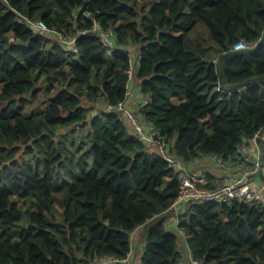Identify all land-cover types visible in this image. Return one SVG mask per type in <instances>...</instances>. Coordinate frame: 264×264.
I'll list each match as a JSON object with an SVG mask.
<instances>
[{
	"label": "trees",
	"instance_id": "trees-1",
	"mask_svg": "<svg viewBox=\"0 0 264 264\" xmlns=\"http://www.w3.org/2000/svg\"><path fill=\"white\" fill-rule=\"evenodd\" d=\"M139 6L0 0V264H185L168 227L179 171L115 108L135 81L150 94L137 113L184 163L217 155L234 170L240 145L264 133V42L251 50L264 0ZM95 21L114 28L111 52L81 34ZM179 207L188 264H264L263 203Z\"/></svg>",
	"mask_w": 264,
	"mask_h": 264
},
{
	"label": "built area",
	"instance_id": "built-area-1",
	"mask_svg": "<svg viewBox=\"0 0 264 264\" xmlns=\"http://www.w3.org/2000/svg\"><path fill=\"white\" fill-rule=\"evenodd\" d=\"M32 24L36 28L43 30L49 29L43 21L32 22ZM77 34L78 33L74 34L68 39H64L65 42L73 44L75 40H77ZM81 34L100 40L103 48L107 52H111L116 47L114 28L110 27L108 29H103L97 21H95L91 29L83 30ZM248 47V44L243 40L237 42L234 46L236 50L246 49ZM124 72L129 82L134 80L136 69L133 67L132 63H130L129 68ZM133 95V90L128 87L124 100L120 101L115 108L119 112L120 117L130 124L132 132H135L141 140L150 144L151 147L155 146L158 152H160L170 164L178 169L180 193L172 208L194 202L203 203L218 201L230 203L234 200H239L247 204L259 202L264 204V196L254 188V178L260 176V168L261 166L264 167V133H258L254 137L246 139L240 145L238 160L235 161L237 167L235 169L234 178L228 175H215L209 178L205 171L194 172L189 169L183 161L167 152L169 147L159 139V130L152 124L142 120L139 113H137L138 111L136 112L128 108L127 103ZM149 99L150 94H144L140 107L146 104ZM250 144L254 145L252 150H250ZM209 157L213 159V161L215 160V164L221 168L231 166L230 164L225 166V161L217 155H210ZM130 254L131 252H129V255ZM114 260L113 258H107V260L99 264H107ZM127 260L128 259H124L122 261L126 262ZM193 264H200V262L194 261Z\"/></svg>",
	"mask_w": 264,
	"mask_h": 264
},
{
	"label": "crops",
	"instance_id": "crops-1",
	"mask_svg": "<svg viewBox=\"0 0 264 264\" xmlns=\"http://www.w3.org/2000/svg\"><path fill=\"white\" fill-rule=\"evenodd\" d=\"M139 81H135L133 83V92H134V95L132 98L129 99L128 103H127V106L128 108L130 109H133L135 110L136 112L140 109V105L143 101V94L140 92V89H139ZM254 147L253 144H250V150H252ZM153 150L154 151H158L157 148L155 146H152ZM213 161V159H211L209 156H205V157H202L200 159H197L191 163H185L186 166L191 169L192 171L194 172H208L211 170L209 169V162L210 161ZM211 161V163L213 164V162ZM263 173H264V167H263ZM221 175H228L230 176L231 178H234L235 176V169L233 170L232 168H230L229 166L225 167V169L222 171V174ZM255 179V182H254V188L259 192L261 193L263 196H264V181L259 184H257V177L254 178ZM181 206V205H179ZM177 206L176 208H171L170 210V217H169V221H168V227L169 228H173L174 230H176V233L179 235V236H182V232L178 229V217H179V214L182 212V207H179ZM138 230L136 232V242L134 244V248L135 250H137V247L139 245L142 244L143 246V242H142V238H140L138 235ZM183 237V236H182ZM186 245H187V254H188V259H190V249H189V246H188V243L185 241ZM140 255L139 254V258H140ZM187 257V256H186ZM137 260V259H136ZM190 262H191V259H190ZM110 264H113V263H110Z\"/></svg>",
	"mask_w": 264,
	"mask_h": 264
},
{
	"label": "rangeland",
	"instance_id": "rangeland-1",
	"mask_svg": "<svg viewBox=\"0 0 264 264\" xmlns=\"http://www.w3.org/2000/svg\"><path fill=\"white\" fill-rule=\"evenodd\" d=\"M151 0H138L140 6H139V9L142 8V5L143 4H146V3H149ZM131 50L132 51H137V49L135 47H131ZM133 67L136 69V66H137V62H136V55L135 53L132 54V61H131ZM86 133L85 129L83 128L82 129V133L80 136H84ZM212 161V160H211ZM211 161L208 163L209 164V169L211 170V172L214 174V175H221L222 174V171L224 169H221V167H219L217 164H215V160L212 161L213 164L211 163ZM264 181V173L263 175L261 176H258L257 177V184H259L260 182L262 183ZM140 232V230H138V233ZM140 238H143V235L140 234L138 235ZM179 249L180 251L183 253V261L185 262V264H188L187 261L189 262V259H188V254L186 253L187 252V245L185 243V239L182 238L180 236V239H179ZM187 256V257H186ZM136 259L137 261H139V255L136 256ZM107 260V258L105 259ZM103 260V261H105ZM110 263V262H109Z\"/></svg>",
	"mask_w": 264,
	"mask_h": 264
},
{
	"label": "water",
	"instance_id": "water-1",
	"mask_svg": "<svg viewBox=\"0 0 264 264\" xmlns=\"http://www.w3.org/2000/svg\"><path fill=\"white\" fill-rule=\"evenodd\" d=\"M263 42H264V35L261 38V40L254 47H252L251 50H256ZM220 63H222V59L220 60ZM79 124L80 123H77L75 126H77ZM263 162H264V156H263ZM259 175H263V166H261V168H260Z\"/></svg>",
	"mask_w": 264,
	"mask_h": 264
},
{
	"label": "clouds",
	"instance_id": "clouds-1",
	"mask_svg": "<svg viewBox=\"0 0 264 264\" xmlns=\"http://www.w3.org/2000/svg\"><path fill=\"white\" fill-rule=\"evenodd\" d=\"M133 53H135L136 51H132ZM133 53H131V60H132V54ZM136 55V54H135ZM136 62H137V66H136V70H137V68H138V58H137V56H136ZM131 63V62H130ZM136 74V73H135ZM134 80H135V77H134ZM262 176V175H261ZM172 208V207H171ZM178 221H179V218H178ZM177 226H178V224H177ZM182 237V236H181ZM182 238H184V237H182ZM104 258V257H103ZM104 259H106V258H104Z\"/></svg>",
	"mask_w": 264,
	"mask_h": 264
}]
</instances>
